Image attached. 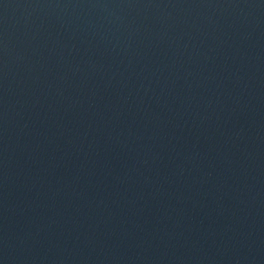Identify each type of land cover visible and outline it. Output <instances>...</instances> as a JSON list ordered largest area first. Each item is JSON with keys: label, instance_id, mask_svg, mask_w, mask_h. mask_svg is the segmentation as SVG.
I'll list each match as a JSON object with an SVG mask.
<instances>
[{"label": "water", "instance_id": "water-1", "mask_svg": "<svg viewBox=\"0 0 264 264\" xmlns=\"http://www.w3.org/2000/svg\"><path fill=\"white\" fill-rule=\"evenodd\" d=\"M0 264H264V0H0Z\"/></svg>", "mask_w": 264, "mask_h": 264}]
</instances>
